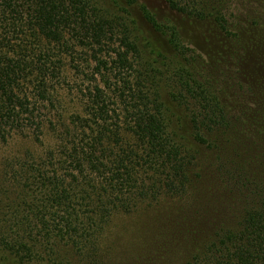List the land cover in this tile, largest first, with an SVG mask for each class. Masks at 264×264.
<instances>
[{
    "label": "trees",
    "instance_id": "1",
    "mask_svg": "<svg viewBox=\"0 0 264 264\" xmlns=\"http://www.w3.org/2000/svg\"><path fill=\"white\" fill-rule=\"evenodd\" d=\"M123 1L112 8L105 0H0V140L32 129L41 141L37 104L50 100L62 54L81 49L105 78L86 95L85 112L64 123L57 148L21 166L22 197L0 231V250L17 264H115L103 250L112 217L178 196L185 202L162 206L155 230L170 231L169 258L264 264L263 107L257 129L245 108L235 110L247 98L212 66L221 49L201 50L148 4ZM165 1L243 47L241 21L247 29L257 22L237 6L243 0ZM134 5L172 55L140 43ZM176 108L186 114L175 117ZM241 186L242 196L227 197Z\"/></svg>",
    "mask_w": 264,
    "mask_h": 264
},
{
    "label": "rangeland",
    "instance_id": "2",
    "mask_svg": "<svg viewBox=\"0 0 264 264\" xmlns=\"http://www.w3.org/2000/svg\"><path fill=\"white\" fill-rule=\"evenodd\" d=\"M105 1L110 7L115 8V0ZM140 1L148 4L159 18L177 23L187 42L192 40L199 49L210 54H214L216 49L222 50L221 57L212 56V66H219L217 74L222 83H227L236 93L247 98L243 105L239 104L241 100L238 101L235 105L236 112L239 111L240 114L245 108L246 115L251 116L249 119L254 122L253 125L256 128L261 126L257 120L261 118L257 111L262 107L264 111V0H250V4L247 3L248 0H243L241 6L237 5L239 9L243 8L240 9L241 11H247L250 17L258 22H254L249 29L245 27V22L241 21L240 23L243 29L241 37L246 47L241 46L236 40L226 41L210 24L189 19L171 9L165 0ZM121 3L126 4L123 0ZM130 9L138 20L136 33L138 38L140 37V43L142 45L150 44L147 51L150 52L149 50L154 49V52L172 55V51L164 42V37L142 19L139 6L134 5ZM236 11L238 10L236 9ZM25 40L32 42L33 39L26 38ZM39 47L37 44V48ZM244 50L247 51L245 55ZM56 53L61 54L58 50ZM57 56L59 57V55ZM62 57L60 73H57L50 81V100L37 104L38 120L42 119L44 123L43 132L40 135L41 141L35 139L36 133L32 129H27L24 133H12L7 140H0V231L3 227L7 229L6 220L13 216L14 207L19 200L21 201V185L25 182L18 177L24 173L21 166L31 163L34 158H38L44 151L50 149L49 147L57 148L59 134L64 128V123L74 120L76 113H84L88 92L96 84H104V76L98 73L94 74L95 65L85 61L86 55L81 49L74 53L75 59L65 53L62 54ZM217 59L224 61L219 63ZM222 69H226L228 75L225 76ZM25 86H27V92L32 100L35 101L34 84L26 83ZM253 100L256 105L257 102L261 105L256 106ZM179 113L186 114L183 108H176L175 117ZM260 166L259 169L264 172V159ZM241 188V190L236 188L233 194H227V197L242 196V193L246 192V188L243 186ZM161 200L145 202L131 213H117L112 217L103 237V250L107 252V259L112 260L115 264H183L182 258H179L178 255H171L170 258L168 256L169 247L164 243L163 238L170 231L165 233L158 231L155 236V230L160 223L157 219L163 213L159 209L164 205H181L185 200L178 196L167 197L166 201ZM9 221L7 224L10 223ZM175 230L180 231L179 228H175ZM185 232L184 227L183 232L181 231L182 239L186 236ZM184 240L186 241L187 238ZM177 244L176 242L173 246ZM7 256L0 250V260L5 259L7 264H17L10 257L6 259Z\"/></svg>",
    "mask_w": 264,
    "mask_h": 264
}]
</instances>
